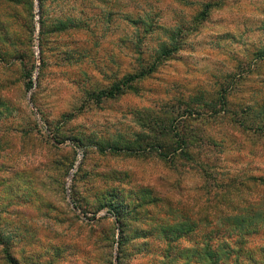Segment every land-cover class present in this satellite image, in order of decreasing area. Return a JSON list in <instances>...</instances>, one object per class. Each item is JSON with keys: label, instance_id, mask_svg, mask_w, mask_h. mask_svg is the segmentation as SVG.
<instances>
[{"label": "rangeland", "instance_id": "374dc122", "mask_svg": "<svg viewBox=\"0 0 264 264\" xmlns=\"http://www.w3.org/2000/svg\"><path fill=\"white\" fill-rule=\"evenodd\" d=\"M207 1L0 0V205L11 235L24 230L23 264H190L208 229L189 231L182 212L213 196L203 174L180 154L178 171L154 151L110 152L140 134L173 142L156 128L168 116L222 141L193 158L217 177L264 174V138L249 128L264 120V0H215L198 17ZM143 8L157 23L138 47L129 18ZM70 18L82 25L52 31ZM139 58L155 69L125 83Z\"/></svg>", "mask_w": 264, "mask_h": 264}, {"label": "trees", "instance_id": "16d2710c", "mask_svg": "<svg viewBox=\"0 0 264 264\" xmlns=\"http://www.w3.org/2000/svg\"><path fill=\"white\" fill-rule=\"evenodd\" d=\"M38 1L40 3V0ZM176 1L181 2V0ZM216 4L219 5L220 3H216L215 0L207 1L203 4L204 10L198 13L197 16L199 17L204 13L207 14L205 8L212 7ZM40 5L41 27L39 32L41 36H44V34L46 35L51 30V27L43 20L42 3ZM154 16L152 17L151 12L146 8H143L136 18L130 16L129 22L135 25L139 24L142 28V36H140L136 42L138 47H140L141 42L154 29L157 23ZM54 22L52 31L55 32H59L64 27H77L81 24L79 20H72L71 18L57 19L54 20ZM45 25L48 26L46 30L44 29ZM138 34L136 32V34L132 35L135 37V35L137 36ZM175 47L177 46L174 45V48ZM139 54L141 55V53ZM18 56H20V54H18ZM139 59L143 64L138 66V68L135 67L136 69L134 68L132 72L125 74L123 79L125 83L134 78H143L155 69L157 62L150 61L148 63L149 66L144 67V60H142V58ZM31 83L32 82L29 80L27 86L30 87ZM108 93L109 96H113L116 92L112 90ZM228 113L234 115V111L227 110V114ZM189 114L192 115V112L189 111ZM198 114L199 117L204 115H202L201 112H198ZM174 117L175 116H168L163 118L162 122H158V126L156 127H159V123H163L165 125L163 129L166 128V132L169 133V131H172L173 142H167L165 136L162 137L161 134L158 136L159 133L156 137L154 136L152 140L140 134L137 135L131 143L125 142V144L119 148L111 147L110 152L116 153L122 148H126V152L140 155L141 153H150V151H154L165 161L168 168L178 171L179 166L175 164L174 157L180 154L179 156H185L187 161H192L190 166L196 165L198 172L200 171L203 174L205 180L201 183V189H203L207 195L212 193L213 196L210 200L208 199L205 204L200 203L195 210L193 209L191 212H182L185 222L191 221L188 225V228H190L189 231H193L195 228L200 227L199 225H195L196 223H202V228L208 229L199 242L203 244L202 247L196 245L194 248H187V252H184L189 253V257L186 261H189L190 264H264V242H252L251 239L252 236L254 237L261 232V230H264V174H226L224 178L217 177L219 172H216L213 165L210 166L207 162H201L200 159H196V161L193 158H195L197 150L199 149L198 145L202 144V142H209L217 148L222 144V141L206 137L208 133L205 134L201 132L198 123L190 129L186 125H179L176 123L175 118L177 116ZM230 121L236 122L237 120L233 121L230 119ZM249 123L253 122L249 121ZM249 128L254 131L253 134L256 137L264 138V120L262 126H249ZM232 129L233 131H237L235 128ZM100 151L102 152L103 148L100 149ZM182 167H184V164ZM214 198L216 201L213 203ZM143 200L144 198H140V203ZM4 213L11 214V210L7 211L4 205H0V264H23L21 258L16 254V247H18V243L25 239L21 236L24 230L15 229L17 234L15 236L11 235V220H9L8 216H4ZM18 213H20V211H18ZM115 216L119 233V242L117 241V244L119 248H122L123 222L118 214H115ZM102 219L104 218L102 217ZM167 225L168 224L165 226ZM211 235H213L212 238ZM190 253H193V255L190 256ZM168 257V254L164 255L163 258L166 262L162 263V261L161 263L171 264L168 262ZM203 260H205V262Z\"/></svg>", "mask_w": 264, "mask_h": 264}]
</instances>
